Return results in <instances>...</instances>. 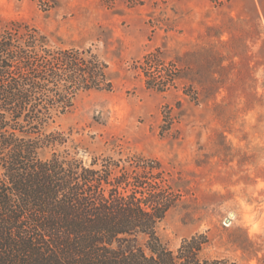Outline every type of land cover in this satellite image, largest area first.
I'll return each instance as SVG.
<instances>
[{"label":"rangeland","instance_id":"1","mask_svg":"<svg viewBox=\"0 0 264 264\" xmlns=\"http://www.w3.org/2000/svg\"><path fill=\"white\" fill-rule=\"evenodd\" d=\"M13 22L106 60L113 89L79 94L49 130L87 164L164 172L177 196L164 242L204 233L205 256L264 264V0H0V25Z\"/></svg>","mask_w":264,"mask_h":264},{"label":"trees","instance_id":"2","mask_svg":"<svg viewBox=\"0 0 264 264\" xmlns=\"http://www.w3.org/2000/svg\"><path fill=\"white\" fill-rule=\"evenodd\" d=\"M108 67L93 47L51 46L31 23L0 25V264H239L205 256L204 233L177 248L163 241L158 225L177 203L164 172L113 157L87 164L66 132L49 130L79 94L113 89ZM147 73L158 89L170 81Z\"/></svg>","mask_w":264,"mask_h":264}]
</instances>
